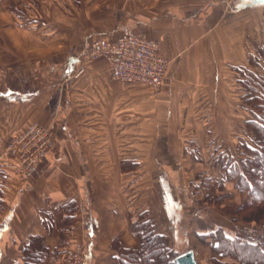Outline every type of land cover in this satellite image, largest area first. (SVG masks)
Returning <instances> with one entry per match:
<instances>
[{
  "label": "crops",
  "instance_id": "0c3cea01",
  "mask_svg": "<svg viewBox=\"0 0 264 264\" xmlns=\"http://www.w3.org/2000/svg\"><path fill=\"white\" fill-rule=\"evenodd\" d=\"M254 1H23L25 24L41 33L28 35L38 40L33 51L17 47L15 60L0 62V264L23 263L30 243L46 251L45 264H64L78 243L85 264H121L119 249L137 248L147 230L214 264L200 235L228 227L196 198L187 170L190 160L221 170L225 137L214 123L225 121L223 108L241 107L227 81L250 64V40L264 37V5ZM125 32L160 42L168 66L159 89L115 79L105 58L71 75L91 40ZM34 123L49 128L50 145L22 179L6 147ZM72 200L69 224L63 205Z\"/></svg>",
  "mask_w": 264,
  "mask_h": 264
},
{
  "label": "trees",
  "instance_id": "16d2710c",
  "mask_svg": "<svg viewBox=\"0 0 264 264\" xmlns=\"http://www.w3.org/2000/svg\"><path fill=\"white\" fill-rule=\"evenodd\" d=\"M244 68L240 67V70L245 72ZM247 71V77L242 79L240 74L239 79L245 87L242 104L253 115L245 121L247 138L250 137L251 142L243 139L244 142L236 151L242 154L239 156L241 160L237 159L230 166L226 163L230 168L225 177L235 183L244 196L248 192V196L243 197L242 202L232 207V210L249 221L261 222L264 220V74L257 73L250 66ZM224 160L225 158L217 159L221 170L226 166L223 165ZM63 208L67 212L66 220L71 224L77 204L73 200L68 201ZM149 231L145 232L143 242L137 248L119 249L121 264H155L157 260L161 264H175L174 258L178 252L169 246L167 236ZM242 236L232 235L222 226H218L210 232L202 233L200 239L212 242L213 251L218 256L214 257V264H226L222 260L224 257L234 258L240 264H264V244L243 233ZM45 253V250H36L30 243L24 248V261L20 264H45Z\"/></svg>",
  "mask_w": 264,
  "mask_h": 264
},
{
  "label": "rangeland",
  "instance_id": "374dc122",
  "mask_svg": "<svg viewBox=\"0 0 264 264\" xmlns=\"http://www.w3.org/2000/svg\"><path fill=\"white\" fill-rule=\"evenodd\" d=\"M23 1L27 2L28 0H0V62L15 60L17 58L16 54L18 48L23 50L25 48L24 50L25 52L33 51L32 49H34V44L38 42L36 37L28 36V35L32 36V34L37 35L38 33H41V31L39 30L38 26L30 27L28 26L30 25L29 23L25 24L26 22L25 18H27L28 12L25 9V5ZM68 1L72 2V0H68ZM48 12L50 16L48 19L53 22L57 21L58 15L60 18H62V16H60L62 15V11H57L54 8V9H49ZM64 18L65 20L67 19L66 17ZM61 27L63 28V34L67 35L72 32L71 29L72 26L65 25ZM36 28L38 29V31H36ZM48 28L51 30L52 27H48ZM55 28H58L60 30V26ZM262 35H264V32ZM93 40H91L88 47L80 55L78 68L82 66L83 64L82 57L84 53L88 49H90ZM48 43L50 45L53 44L49 41ZM263 51H264V37H256V40H252V39L250 40V53H249L250 64H248L247 62L245 63V65H241V67H245L244 68L245 72L239 69L242 79L247 77L246 74L248 75L247 70L249 66L252 67V69L255 70L257 73L264 74ZM91 62L85 63V65H88ZM73 74L76 77L79 76V75H75L76 72L72 73L71 75L73 76ZM240 80L241 79L239 78L238 80L235 79V81L232 79V82L227 81V83H229L231 87H233L232 92L233 94H235L236 98L241 102V107L227 106L223 108V110L221 111H223L225 115V121L223 122L218 121V123H214V125L217 126V129L220 132H222L223 136L225 137L224 140L221 141V143L225 147L224 148L225 152L218 156L216 154L215 161L217 162V159L225 158L224 163L223 161L222 163L223 165L228 163L229 166L235 163V161L239 159V156L242 155V154H238L236 151L239 145L244 142L243 139H246V141L249 143L251 142L250 137L247 138L245 121L248 117L250 116L252 117L253 115L242 104L244 103L243 92L245 91L244 89L245 87H243L242 82H240ZM219 118H221V116H219ZM193 125L194 127L197 128V126H199L200 124L194 123ZM239 160H241V158ZM217 163L221 167V164L219 162ZM190 165L191 167L190 169L187 170V172L192 177H194L192 188L194 194L196 195V198L203 204H208L210 207L215 209L216 215H218V220L221 219L220 222H222L223 225L230 228L229 230L227 228V231L230 232V234L232 235L239 234L242 236L243 233L245 236L252 237L253 239L264 244V220L261 222H256L253 220L249 221L241 214L239 213L237 214L234 210H232V207L239 205L242 202L243 197L248 196V192H245L246 194L244 196L243 195L244 193L241 191V189L235 186V183L231 182L225 177L226 176L225 174L227 173L228 168L230 167L226 164V166H224V169L218 170V175H217L215 172H213V165L209 164V162L198 164L190 160ZM199 168H203V169L200 170ZM184 198L185 197L183 195H180V201H183ZM198 200H196V202H198ZM185 206L188 209L191 208V205L189 203H187ZM234 228L236 230H234ZM246 229L247 230L251 229L253 230V232L249 234L246 231Z\"/></svg>",
  "mask_w": 264,
  "mask_h": 264
},
{
  "label": "built area",
  "instance_id": "2783aa9c",
  "mask_svg": "<svg viewBox=\"0 0 264 264\" xmlns=\"http://www.w3.org/2000/svg\"><path fill=\"white\" fill-rule=\"evenodd\" d=\"M105 58L113 66V77L126 82H142L159 89L166 76L168 59L161 53L160 42L143 33L125 32L111 41L94 39L82 57V66L75 75L85 71V63ZM50 145L49 128L34 123L24 133L15 136L6 147V154L15 160V173L25 178L38 158ZM251 234L253 230L246 229ZM87 249L78 243L69 250L64 264H85Z\"/></svg>",
  "mask_w": 264,
  "mask_h": 264
},
{
  "label": "water",
  "instance_id": "95a60500",
  "mask_svg": "<svg viewBox=\"0 0 264 264\" xmlns=\"http://www.w3.org/2000/svg\"><path fill=\"white\" fill-rule=\"evenodd\" d=\"M254 3L264 5V0H255ZM174 263L175 264H198L196 257H195V252L192 249L178 254L174 258Z\"/></svg>",
  "mask_w": 264,
  "mask_h": 264
}]
</instances>
